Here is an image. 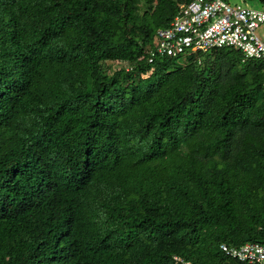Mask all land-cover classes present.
<instances>
[{
    "label": "trees",
    "instance_id": "16d2710c",
    "mask_svg": "<svg viewBox=\"0 0 264 264\" xmlns=\"http://www.w3.org/2000/svg\"><path fill=\"white\" fill-rule=\"evenodd\" d=\"M188 1L0 0V264H246L220 244L264 243V62L148 61Z\"/></svg>",
    "mask_w": 264,
    "mask_h": 264
},
{
    "label": "built area",
    "instance_id": "2783aa9c",
    "mask_svg": "<svg viewBox=\"0 0 264 264\" xmlns=\"http://www.w3.org/2000/svg\"><path fill=\"white\" fill-rule=\"evenodd\" d=\"M245 4H231L230 0L180 3L168 26L155 30L148 61L158 56H187L232 47L240 50L244 58L264 62V7ZM220 249L239 262L264 264V243L247 242L239 247L222 243Z\"/></svg>",
    "mask_w": 264,
    "mask_h": 264
},
{
    "label": "rangeland",
    "instance_id": "374dc122",
    "mask_svg": "<svg viewBox=\"0 0 264 264\" xmlns=\"http://www.w3.org/2000/svg\"><path fill=\"white\" fill-rule=\"evenodd\" d=\"M237 2H240L239 0H230L231 4H235ZM250 7L260 8L261 6L257 2H249L248 4H245ZM261 29H264V26L261 27ZM125 62H119V61H103L101 62V71L105 74H111L115 70L126 67Z\"/></svg>",
    "mask_w": 264,
    "mask_h": 264
}]
</instances>
